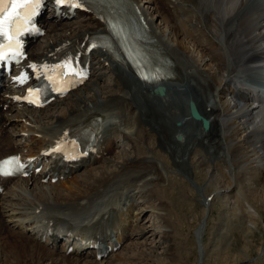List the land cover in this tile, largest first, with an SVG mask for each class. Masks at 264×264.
<instances>
[{
	"label": "bare ground",
	"instance_id": "6f19581e",
	"mask_svg": "<svg viewBox=\"0 0 264 264\" xmlns=\"http://www.w3.org/2000/svg\"><path fill=\"white\" fill-rule=\"evenodd\" d=\"M131 1L137 3V6L140 5L139 0ZM98 2L119 7V0H98ZM148 6H152L158 15L150 14ZM143 8L139 9L146 22L147 31L153 38L156 48L169 60L168 77L162 79L158 84L164 87L163 95L148 98L140 86L143 85L144 88L150 89L153 85L147 86L144 82L137 80L124 63H122L123 66L127 68L131 76L128 75V77L126 75L127 78L124 75L115 73L113 71L115 64H113L114 61L111 56L101 50L93 52L91 55L93 63L100 66V70H103L97 75H93V77L100 79L101 76L104 77L105 74L109 73L108 78L111 81L112 91L109 93L100 91L98 84H94L88 89L84 83L81 88L69 93L68 97L66 96L67 99L65 97L51 103V105L63 104L66 99V106L60 109L58 115L49 114L50 126H44L39 123L38 119L33 120L29 117L31 112L38 111L41 119L45 118L48 115L46 113L48 112L47 107L34 111L17 108L11 100L0 94V158L5 155L22 152L20 147L23 146V140L27 139L29 142H34V144L30 143L29 145L25 143L26 146L28 145L26 149L27 156L31 153L38 159L39 151L52 144L55 139L65 132L70 135L79 128L91 126L94 116L100 117L99 122L93 125V129L96 131L94 142H97L100 138H98L100 129L104 124V117L106 116L103 115L104 111L101 109L119 108L125 112H123L125 117H128L127 112L128 114L130 113L129 118H126L130 123V129L121 131L123 137L129 142L134 140L132 139L133 135L135 136V141L141 144H146L149 141L148 147L151 149L144 151L147 154H151L148 155L150 159L153 156H158L163 162L162 153H168L175 164L174 166L182 167L187 165V168L195 169L196 166L200 167L203 164L201 162L198 163V161L194 162L190 158L192 147L196 142L208 145L207 147L210 150L219 149L221 150L220 153L225 152V155L228 154L231 159L239 157L242 153L246 157L244 158L240 155L245 159L242 162H247L248 160L250 162L253 157L250 156V153L255 151V160L258 159V162H262L263 167L260 166L261 164L256 165L252 159L253 162L251 164L247 162L249 164L247 172L254 176L253 182L260 184L264 192V177L260 174V170L264 169V137L258 131L260 126L257 119L259 116L261 117L259 110L260 100H243L242 105L239 106L233 102L232 105H230V102L225 104L222 100L224 88H226L224 87V82L234 84L236 79H239V76L237 77L236 75L235 67L229 65L236 59V56L241 57L245 63L250 58H256V61L264 60V0H150L149 4L144 3ZM212 9H214L216 14L220 15V20L210 16ZM115 13L120 15L117 12V8H115ZM195 14L198 17L194 16ZM178 15H184L185 19L179 18ZM156 19L163 21L164 24H162L169 31L168 36L164 39L156 28L157 26L159 29V26L154 23ZM81 21L84 22L83 25L80 23V25L77 24L78 26H60V23L54 19L53 24H48L46 27L48 35L43 45L30 46L28 60L39 62L41 59H52L56 55L59 46L81 34L107 35L110 32L106 21H101L91 14L83 16ZM186 23H193L199 31L195 35H199L205 40L206 45L193 41L196 43L195 48L198 50L199 58L190 51L188 41L185 40L190 37L191 39H189L192 41L195 38L191 35L188 28L184 29ZM180 26L185 30L183 34L185 36L188 35L186 38L181 34L184 31H180ZM217 48L219 50L224 49L229 55L227 65H225V59L220 57ZM256 50L258 53L255 52ZM145 59L155 61L150 51L146 52ZM155 62L160 64L157 61ZM212 70L213 72H211ZM248 79L252 81L251 77H248ZM262 81H259V83L264 84V81ZM119 82L122 84H119ZM171 82L182 83L183 86L186 85L188 90L182 92L179 87L180 93H184V95H181L182 97L178 100L175 99L176 102H171V107L162 106L157 109L153 104V100L169 102L167 100L168 92L173 93V88L176 86ZM82 90L87 91L82 94L80 93ZM204 91H209L208 97L210 101L206 100ZM146 93L149 94L147 91ZM143 97L150 99L151 102L147 103V107L144 106L145 109H140L138 101ZM190 105L194 106L201 117L208 121L206 132L198 129L197 126L199 125L197 122L189 119L187 108ZM224 116L228 121L222 120V118L225 119ZM232 116L233 118H230ZM106 118L108 117L106 116ZM176 122H180V125L183 123L184 126H177ZM109 124L116 126L115 123ZM185 125H191L192 129L189 128V130L196 134L191 135L189 132L187 135L184 129ZM117 127L114 128L115 131L118 130ZM152 132L157 136H154ZM13 136L17 137V141H12ZM138 145L136 146L139 147ZM157 145L163 147V152L156 150L158 148ZM114 148L112 141H106L102 147L95 148V154L88 157L92 159L90 161L91 164H96V161L109 163L111 168L114 167L113 171L106 172V168V171L95 175L86 174V171L92 172V168L85 170L84 182H76L77 178L83 174L79 173V175H73L69 180L59 181L55 184H50V182L47 184L39 183L47 174H49L50 178L53 172L58 175L64 173L63 169H57L56 160L52 157H49L47 161V165H50V167L47 170L43 168V171L38 176H32L29 179H18L15 182L13 181L14 183L9 180H0V184L5 187V192L0 195V264H44V262H48V264H62L61 262L82 264V260H79V257L88 258L90 255L94 256V252L89 249V236L94 231L101 230L109 237L108 233L112 229L117 231V225L121 221L120 214L116 212L118 210L115 208L116 199L110 198L111 200L106 201L105 191L106 188L108 189L111 186V183L116 182L119 174H131L132 172L137 173V176L140 175V177L134 179H132V176L130 183L132 182L133 185H127V187L133 186L134 190L137 191H134V194H138L137 199L145 198L150 193L152 195L158 194L157 189L149 190L148 188L151 182L159 180V176L162 177L163 173H159L158 165L152 162H145L146 156L139 160L135 157L127 156L121 158V161L118 162L111 161L107 156L114 151ZM223 148L226 151H222ZM212 153L214 154V150H212ZM43 158L45 159V157ZM43 158L40 159L44 160ZM66 171H69V169H66ZM151 174L155 175V178H149L148 184L144 180ZM259 176L261 178H258ZM141 180L145 182L143 185L147 187L146 189H144L145 187L141 188V185L137 184ZM9 183L12 184L7 187ZM68 184L69 186L66 188ZM63 188H66L68 192L64 194ZM145 192L148 193L145 195ZM93 195L96 196L90 203ZM99 196L103 198L101 200L97 199ZM97 201L100 202L98 203ZM101 201L106 202L102 203ZM139 206L141 204H136L134 208L135 214H131V220L127 219L129 224L137 223L142 213ZM30 220H34V222H30ZM132 220L135 221L133 222ZM41 221L56 224V229L60 232L66 230L67 239L72 240V251L69 255H66L63 249L58 251V248L47 249L45 241L40 243L37 240ZM202 221V224L206 223L205 220ZM36 222H39V224ZM24 228H29L33 231L32 236L26 235L22 231ZM134 228L132 232L134 235L145 232L142 227L140 228L136 224ZM196 233L198 232L196 231ZM164 234L163 236H165ZM199 234H202L200 230ZM128 235H131V233L127 234L123 239H127ZM165 252L166 256L170 255V249ZM56 256H59V258ZM115 257L114 255L113 258ZM90 260V262L87 261L88 263L83 264L106 263L104 260L95 261L92 258Z\"/></svg>",
	"mask_w": 264,
	"mask_h": 264
},
{
	"label": "rangeland",
	"instance_id": "374dc122",
	"mask_svg": "<svg viewBox=\"0 0 264 264\" xmlns=\"http://www.w3.org/2000/svg\"><path fill=\"white\" fill-rule=\"evenodd\" d=\"M147 8H149L148 12L150 14L155 16L158 15L157 12L153 10L152 6H148ZM75 22H77V19H74L71 23ZM154 23L159 26V29L157 26L156 28L158 32L163 35V39L166 38L169 31L165 25H163V21L156 19L154 20ZM77 24L80 25V23ZM184 29H186V27H184ZM184 29L180 26V31H184L182 33L180 32L181 34L185 33ZM192 31H195V29L192 28ZM198 32L199 31H197V33ZM196 35H193L195 38L191 41L190 37V39L188 38L189 40L186 38L188 35L185 36V34H183L184 38H186L185 40L188 41L190 51L199 58L198 50L195 48L196 43L198 42V44L202 45H206V43L204 38L202 39V37ZM45 38L46 35L39 39L37 41V45H43V42L46 41H44ZM193 41H196V43ZM220 50L227 54L224 49ZM220 50L218 49V52ZM228 60L229 55L227 61ZM261 61L264 62V60ZM211 72H213V70ZM107 74L104 75H107L104 78L101 76L100 79L97 80L98 82L95 81V83L98 84L100 91L109 93L112 91V88L111 81L108 78L109 73ZM261 78L264 81V76H261ZM119 84L122 83L119 82ZM173 85L175 86L176 84ZM90 86L93 85L89 84L87 88L89 89ZM175 87L173 88V93L168 92L167 95V100L172 98V103L176 102L175 99L178 100L182 97L181 95H184V93L179 92V87L182 92H186L188 90L186 85L182 86L183 88L177 85ZM224 87H226V90L224 91L222 100L225 104L230 102V105H232V102H235L237 97L240 99V94H231L234 92L231 85L228 84ZM85 91L87 90H82L80 93L84 94ZM204 94L206 100L210 101L208 97L209 91H204ZM144 99L145 98H142L138 101L140 109H145V107H147L146 104L148 103V100ZM155 100L156 102L153 104L157 109L162 106H165L166 108L172 106V104H170L171 102L168 103L167 101L161 102L157 99ZM61 105H63L62 107L66 106L65 102ZM260 105L259 110L261 112V117L259 116L257 118L260 126L258 131L262 137H264V103L262 104L260 101ZM110 109L116 114L117 122L121 119V124L115 126H118V130H116V132H118V135H116L118 140L117 147L111 155H108L109 157L107 156V158L111 161L118 162L121 161V158L127 156H130L131 158L135 157L137 160L143 159L146 156L144 161L152 162L158 165L159 173L163 174L162 177H158V179L160 178L159 180H154V182H151V185L148 186L149 190L157 189L158 194L152 195L151 193L147 194L148 192H145V195H147H144L145 198H142L141 206H139L142 213L140 214L137 223L129 224L127 222L126 231H129L131 235H128L127 240L113 255H111L110 258L104 260V262H106L104 264H264V192L260 184L253 182L252 179H254V176L248 174L247 172V166L251 164V162L255 161L256 165L262 163L258 162V159L255 160V151L250 153V156L253 157L250 162L249 160L247 161L249 163L248 164L247 162H242L245 160L242 158L244 157L242 153L240 154L242 157L239 155V157L231 159L228 154V156L225 155V152L220 153L221 150L219 149L215 150L211 148L214 150L213 154L212 150L207 147L208 145L206 146L205 144L196 142L192 147L193 149L191 151L190 158L193 159L194 162L198 161V163H203L202 166H196L195 169H192L191 167L187 168V165L182 167L174 166L175 164L168 153H162L161 156H163V162L160 158H158V156L155 157L152 155L153 158L150 159V156L148 155L151 154H147V152L144 151L151 149L148 147L149 141L146 144H141L140 142L138 143V141H135V136L132 135V139L134 140L128 142L125 137H123L121 131L130 129V123L126 119L129 118L130 113L128 114L127 112L126 114L128 117H125V112L123 110H120L119 108ZM101 110L104 111V116L106 115L107 117H110L111 113L106 114L105 108ZM55 111V108H53L52 110L46 112L48 115H46L45 118L41 119V115L39 114L34 115V118H40L41 120L38 119L39 123L47 126L46 119L49 122V114H54V116H56L58 115L60 109H57V112ZM30 116H32V114ZM230 118H233V116ZM226 119V117L225 119L222 118L223 121H228ZM257 119L256 121H258ZM230 121H232V119H230ZM124 122H126L125 125L129 123L127 124L128 126H125ZM110 123L114 122L111 121ZM48 126H50V122ZM189 128L192 129L190 125H185L184 127L187 133L190 132L191 135L196 134L195 132H191L192 130H189ZM152 133L154 136H157L154 132ZM12 141H14V139H12ZM157 146L158 148L156 150L163 152V147L159 145ZM222 151H226V149L223 148ZM103 162L104 161L99 164H95L91 167L92 172L86 171V174L91 173L98 175L102 171H106V168V172L113 171L114 167L111 168L109 163ZM260 166L263 167V164ZM260 172L261 176L264 177V169L260 170ZM84 173L85 172H83V174L81 173L82 175L77 178L76 182H84V175H86ZM261 176L258 178H261ZM138 177H140V175L137 176V173L132 172L131 174H119L116 178L117 180L115 179L116 182L111 183V186H109L108 189H104L106 191L107 199L111 198L114 200L117 196H119L120 204L124 208L125 204L130 203V198L127 193L134 189L133 186L127 187L129 184L133 185L132 182L130 183V181H132L130 178L134 179ZM149 178H155V175L151 174L143 180L149 184ZM143 180H141L142 182H137V184L141 185V188L145 187L143 185L145 184ZM68 186L69 184L66 188ZM66 188H63L64 194L68 192ZM146 188L147 187L144 189ZM95 196L96 195L92 196L90 203H92ZM208 196H211V198L208 201L209 207L207 209L206 225L205 228H203L204 232L201 237V246L198 247L194 234L196 232V228L200 225V219L204 215L206 208L203 206V202ZM98 198L102 199L103 197L99 196L97 199ZM133 213L135 214V209H131V211H129L128 220H131V214ZM132 221L134 222L135 220ZM135 224L140 228L142 227L145 232L139 235L132 234L133 229H135ZM197 232L199 233V231ZM163 234L166 237L163 236ZM167 249H170L169 256H166L165 251ZM200 252L201 255H199ZM114 255L116 256L115 258H113ZM198 256H202L201 261L199 262H197ZM56 257L59 258V256ZM79 260H82V264L91 261L85 257H79ZM58 262L60 261L58 260ZM61 263L68 264V262ZM44 264H48V262H44Z\"/></svg>",
	"mask_w": 264,
	"mask_h": 264
},
{
	"label": "water",
	"instance_id": "95a60500",
	"mask_svg": "<svg viewBox=\"0 0 264 264\" xmlns=\"http://www.w3.org/2000/svg\"><path fill=\"white\" fill-rule=\"evenodd\" d=\"M156 93H158L159 95L162 93V88H156ZM189 114L191 116L192 119H195V120H200L201 121V125L203 127V129H206L207 128V121L202 119L195 111L194 107L192 105L189 106ZM202 228V226H201Z\"/></svg>",
	"mask_w": 264,
	"mask_h": 264
}]
</instances>
